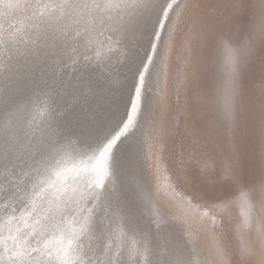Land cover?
I'll list each match as a JSON object with an SVG mask.
<instances>
[{
  "label": "snow or ice",
  "instance_id": "1",
  "mask_svg": "<svg viewBox=\"0 0 264 264\" xmlns=\"http://www.w3.org/2000/svg\"><path fill=\"white\" fill-rule=\"evenodd\" d=\"M6 6L33 9L27 40L19 32L0 36V233L13 223L28 229L19 236L0 235V245L6 247L7 240L23 245L9 259L25 264V257L40 251L41 240L58 234L62 245L56 264H127V259L134 264H193L183 237L174 234L162 214L146 223L136 201L110 186L114 170L124 163V141L134 139L152 119L156 64L148 52L155 53L156 44L149 42L142 55L135 53L130 85L98 90L99 108L87 118L53 125L46 116L52 108L48 101L86 99L95 77L107 80L118 71L120 51L99 39L105 30L119 34L114 43L125 61L132 60L141 35L151 30V36L160 38V17L167 18L173 4L26 0L21 5L9 0ZM225 48L231 64L232 50ZM225 119L234 139L251 132L252 113L241 78L231 80ZM225 176L241 180L235 157ZM258 187L264 191V179ZM230 203L225 201L224 207ZM32 241L37 246L30 248Z\"/></svg>",
  "mask_w": 264,
  "mask_h": 264
},
{
  "label": "bare ground",
  "instance_id": "2",
  "mask_svg": "<svg viewBox=\"0 0 264 264\" xmlns=\"http://www.w3.org/2000/svg\"><path fill=\"white\" fill-rule=\"evenodd\" d=\"M164 1L160 0L162 4ZM25 2L20 0L21 5ZM8 3L9 0H0V36L5 31L19 32L27 40L33 9L7 7ZM236 4L237 0H181L177 5L153 73L152 119L142 124L134 151L130 191L149 197L156 205L174 234L183 237L193 264H264V191L258 187L264 179V107L256 116L257 123L251 122V132H245L240 139L233 138L225 119L231 80L238 81L241 65L264 35L252 29L256 5L244 45L231 38V16ZM149 35L150 31L137 39L133 59L125 61V53L114 43L119 34L105 30L99 39L120 51V68L115 74L109 73L107 80L103 75L95 77L86 99L59 100L67 115L63 121L87 118L99 108V89L123 86L135 63V53L141 54ZM226 45L232 50L231 64ZM51 113L47 114L50 122ZM180 124L187 127L188 145H184L190 148L188 158L198 170L196 194L176 187L171 168L175 161L171 156L167 159ZM252 147L260 156L257 171L261 177L244 184L243 158ZM234 157L241 175L238 183L225 176V168ZM253 185H257L255 191ZM225 201L232 203L225 208Z\"/></svg>",
  "mask_w": 264,
  "mask_h": 264
},
{
  "label": "water",
  "instance_id": "3",
  "mask_svg": "<svg viewBox=\"0 0 264 264\" xmlns=\"http://www.w3.org/2000/svg\"><path fill=\"white\" fill-rule=\"evenodd\" d=\"M165 6L168 3L173 4V7L171 9H168V16L167 18H164L163 15H161V20L164 22V28L160 29L157 28L156 31L160 32V38L156 39L155 37L151 36V34L146 38V43L145 46H143V49L148 47L149 42L156 44V52L153 53L151 52V50H149L148 54L152 55L156 64L157 58L159 57L160 51H161V46H162V42L167 30V26L170 22V19L175 11V8L177 7V5L181 2V0H166L164 1ZM257 4L255 3V0L253 1V7L255 8ZM236 13V10H235ZM151 31V30H150ZM143 54V50L141 51V55ZM131 77H132V72L128 75L127 79L124 82V85H130L131 84ZM34 98V97H33ZM59 100H55L54 102L50 100V103L52 105V108L49 110V112L51 111V119L52 121H48L51 124H57V123H61L63 122L62 117H67L65 110L62 108L63 106L58 103ZM64 105V104H63ZM48 114V113H47ZM46 114V116H47ZM79 119V117L77 118ZM85 119V118H84ZM48 120V117H47ZM181 125V124H180ZM177 126V130H176V134L173 137L174 141L173 144L171 145V147L169 148V153H168V158L169 156H172L175 154L174 153V145L176 142V135L179 134L180 130H184L185 134H186V139H188V134H187V127L186 126ZM114 127V126H113ZM140 131V130H139ZM137 132L135 134V138L132 140H127L124 141L123 143V151L125 153V158H124V163L121 167L117 168L116 170H114L113 176H112V180H111V187L116 191V192H121L123 191L124 193L127 194V196L133 198L136 201V204L138 206V210L143 214L144 218H145V222L147 223V221L149 219H151L153 217L154 214L159 213L162 214V212L156 207V205L149 199V197L144 196V195H136L133 192L130 191L129 187H130V180L132 179V173H133V158H134V151H135V147H136V141L137 138L140 134V132ZM76 138L73 137V140H75ZM186 144L188 145V143L186 142ZM120 147V145H118V148ZM190 149V148H189ZM168 151V149H167ZM189 151V150H188ZM188 151L186 152L187 156H189ZM113 155H118L117 150L114 149ZM173 160V159H172ZM174 162V160H173ZM175 165L172 168L173 174H174V180L175 185L177 188H183L184 187L189 190L192 193H199L196 189V187H198L197 183L195 182V178L197 177V167L195 166V162L192 163L191 162V169H192V180L187 182L186 186H183V184H181L179 182V180L176 177V174L179 172H176V161L174 162ZM194 164V165H193ZM85 179H88V176H85ZM244 182V180H243ZM246 183V182H245ZM244 183V184H245ZM212 198V197H210ZM29 223H31V220H29ZM0 227H3V225H0ZM17 229L20 230V232H17ZM24 231H28V229H25L23 224H15L13 223V225L9 226V228L4 229V231L2 233H0V235H3L5 237L11 235V236H19L21 233H23ZM62 245V241H61V237L58 234H54L50 237H48L47 239L41 240L39 243V249L40 251L38 252H33L31 257H25V264H56L55 262V257H56V250L58 247H60ZM36 242L32 241L31 245L29 246L31 247H36ZM23 247V245H21L18 241L17 242H13L12 240H7L6 241V247L5 245H0V264H14V262L9 259L10 256L14 255V253L18 250H20ZM51 252L52 256L49 257L47 255V253ZM127 264H134V261L132 259H127Z\"/></svg>",
  "mask_w": 264,
  "mask_h": 264
},
{
  "label": "rangeland",
  "instance_id": "4",
  "mask_svg": "<svg viewBox=\"0 0 264 264\" xmlns=\"http://www.w3.org/2000/svg\"><path fill=\"white\" fill-rule=\"evenodd\" d=\"M253 1L254 0H242L239 8L236 9V13L234 11L231 16V38H234L235 41H238V43L243 42V45L248 35L247 33L249 25L251 24L255 14ZM239 78H241L242 80L246 106L251 110L253 120L255 119L254 121L251 119V122H253L254 125L257 123L256 119H258L256 118V116L263 112L264 107V36L259 41H257V44L254 46L248 58H246L245 62H243V64L241 65V68L239 69ZM260 108L262 109L258 112ZM182 131L180 130V133L176 135V142L174 145V153L176 152V156L174 154L172 156V159L176 161L177 164L176 172H178V169L180 168L176 177H178L177 179H179V182L184 186L185 184H187L186 182L192 180L193 176L191 175L192 161H190L186 154V152L189 150V147H187V145H184L187 142V139L185 138L186 134L183 129ZM178 139L182 143V146ZM178 142L180 143V145ZM176 157H178V159ZM258 158H260V156L258 157L256 152L254 151V147L248 149L246 151V154H244L243 159H245L246 162V167L243 171L244 183H247L249 181L252 182V179L254 178L255 180H260L261 174L257 171L259 169Z\"/></svg>",
  "mask_w": 264,
  "mask_h": 264
},
{
  "label": "clouds",
  "instance_id": "5",
  "mask_svg": "<svg viewBox=\"0 0 264 264\" xmlns=\"http://www.w3.org/2000/svg\"><path fill=\"white\" fill-rule=\"evenodd\" d=\"M255 3L257 10L252 29L255 34L264 35V0H255Z\"/></svg>",
  "mask_w": 264,
  "mask_h": 264
}]
</instances>
